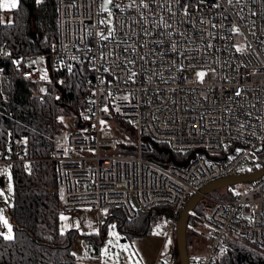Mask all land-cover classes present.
I'll return each instance as SVG.
<instances>
[{
  "label": "built area",
  "instance_id": "obj_1",
  "mask_svg": "<svg viewBox=\"0 0 264 264\" xmlns=\"http://www.w3.org/2000/svg\"><path fill=\"white\" fill-rule=\"evenodd\" d=\"M56 21L51 49L17 68L52 98L62 95L59 67L86 61L92 71L85 126L59 125L51 136L48 160L56 164L62 212L79 210L99 226L114 207L136 218L166 206L169 233L204 184L257 162L264 144V0H56ZM11 56L0 45V59ZM115 118L132 120L133 140ZM145 139L203 152L185 165L163 164L145 155ZM118 146L135 152H115ZM26 148L10 140L0 163L30 168L37 159L27 158ZM204 198L210 210L197 218L204 250L189 264H215L231 235L264 251V175L231 198ZM101 245L98 239L87 247L83 264H102ZM154 264L177 260L160 254Z\"/></svg>",
  "mask_w": 264,
  "mask_h": 264
},
{
  "label": "trees",
  "instance_id": "obj_2",
  "mask_svg": "<svg viewBox=\"0 0 264 264\" xmlns=\"http://www.w3.org/2000/svg\"><path fill=\"white\" fill-rule=\"evenodd\" d=\"M2 12L0 7V45L9 47L12 56L0 59V152L4 151L10 140L18 138L27 145L25 156L37 160L31 162L30 168L24 167L22 162L9 165L14 190L13 201L7 211L13 239L8 240L0 235V264H77L78 258L73 252L77 237L87 236L90 241L88 246H96L99 238L97 234H80L76 228L61 229L56 167L48 158L54 128L66 126V119L72 120L70 129L85 126L82 115L92 93V71L86 61L62 65L56 71L63 78L62 95L52 98L50 93L39 92L34 82L23 77L17 64L21 68L26 67L33 57L49 51L55 43L56 0H18L7 22L1 19ZM58 117L60 121H57ZM120 121L123 127L125 122H130L128 119ZM145 141L150 145L145 155L163 164L185 165L197 153L203 152L200 148L173 151L165 143ZM262 165L264 144L258 150L257 162L237 173ZM242 185L223 188L224 193L215 190L219 197L217 199L231 198ZM196 207L195 213L190 212L187 232L197 223V215L208 213V209L205 212ZM153 210H149L148 214L152 216ZM141 214L139 212L136 218H129L121 208H111L110 214L98 226L102 232L100 242L103 243L110 222H117L118 230L122 233H146L147 225L143 222L151 220V216L147 218V214L142 220ZM171 239L172 247L162 257L174 258L179 264L175 222ZM215 264H264V252L247 239L231 235Z\"/></svg>",
  "mask_w": 264,
  "mask_h": 264
},
{
  "label": "rangeland",
  "instance_id": "obj_3",
  "mask_svg": "<svg viewBox=\"0 0 264 264\" xmlns=\"http://www.w3.org/2000/svg\"><path fill=\"white\" fill-rule=\"evenodd\" d=\"M1 3H10V0H1ZM3 12L1 13V19L5 22L11 19V7H1ZM203 73L202 71L197 72V74ZM201 77L200 75H198ZM63 89V86H61ZM83 120L85 121V110L82 115ZM120 120L115 118V121L120 127H123L120 124ZM132 120H130L131 122ZM63 122V120H62ZM66 122L67 129L69 131H73L76 129H70L72 125V120H64ZM129 123V122H128ZM128 123L125 122V126L123 127L131 135V139L134 138V131L128 126ZM53 133V132H52ZM118 148H122L121 150H117ZM115 152H135L133 147L120 146ZM109 152H114L113 150ZM29 158V157H27ZM21 162V161H20ZM55 164V163H54ZM24 165V164H23ZM56 167V164H55ZM57 173V170L55 169ZM0 177L3 178V185H0V217H3L8 221V224H4L2 220H0V232L4 233V236L8 235V227L9 225L12 228L11 220L8 215L7 207L13 201V180H12V172L11 168L7 164L0 163ZM219 191V190H217ZM219 192L224 193V189H220ZM209 196L213 198H219L217 192L213 190L208 193ZM205 198L197 204L200 210L206 212L210 210V204L205 202ZM62 212V211H61ZM149 211L144 212L140 211L141 218L148 214ZM169 207L163 206L155 208L151 214H148L147 218L151 216V220L144 221L147 225L146 233L137 235L136 234H127L126 232L122 233L118 230L117 222H110L107 227L106 235L104 237L103 243L100 246L101 253V261L102 264H154L155 260L161 254L163 257L167 254L171 243V233L167 231L168 225V215H169ZM192 213H195L193 210ZM197 215V214H196ZM198 216V215H197ZM103 222V221H102ZM60 227L61 229H71L76 228L81 233L97 234L98 238L101 240L102 232L96 225L93 217H86L81 211L73 210L62 212L60 219ZM12 234V233H11ZM187 236H189V241L192 242V249L189 250V256L200 255L204 248L201 249V242H205L204 236L200 233V229L198 223L192 225L189 228V232H187ZM90 242L87 236L79 235L74 242L73 252L76 257L79 256V250L84 245V250L82 252V257L86 253L88 244ZM86 243V244H85ZM205 244V243H204ZM263 251V250H261ZM264 252V251H263ZM79 261V259H78Z\"/></svg>",
  "mask_w": 264,
  "mask_h": 264
},
{
  "label": "water",
  "instance_id": "obj_4",
  "mask_svg": "<svg viewBox=\"0 0 264 264\" xmlns=\"http://www.w3.org/2000/svg\"><path fill=\"white\" fill-rule=\"evenodd\" d=\"M264 175V165L261 167L242 173H234L210 180L204 184L197 192L188 198L183 208L175 217V241L179 264H189V253L187 249V227L190 212L195 209L197 204L205 195L213 190H220L229 186L251 183ZM0 185H3V178L0 177ZM171 211V209H169Z\"/></svg>",
  "mask_w": 264,
  "mask_h": 264
},
{
  "label": "snow or ice",
  "instance_id": "obj_5",
  "mask_svg": "<svg viewBox=\"0 0 264 264\" xmlns=\"http://www.w3.org/2000/svg\"><path fill=\"white\" fill-rule=\"evenodd\" d=\"M229 2H231V0H229ZM0 7H5V8L11 7V8H15V7H17V0H10V3H0ZM198 75H200L202 77L204 74L203 73H199ZM0 220H2L4 224H8V221L6 219H4L3 217H0ZM11 233H12V228L9 225V227H8V235H6L4 238L5 239H8V240L13 239V236H12ZM0 235H4V233L0 232Z\"/></svg>",
  "mask_w": 264,
  "mask_h": 264
},
{
  "label": "crops",
  "instance_id": "obj_6",
  "mask_svg": "<svg viewBox=\"0 0 264 264\" xmlns=\"http://www.w3.org/2000/svg\"><path fill=\"white\" fill-rule=\"evenodd\" d=\"M17 2H18V0H17ZM10 12H11V9H10ZM169 216H170V212H169V215H168V218H169ZM204 243L205 242H201V244H200V247H201V249H203L204 248ZM86 244V243H85ZM87 244H88V242H87ZM172 247V242L170 243V246H169V249L168 250H170V248ZM83 250H84V245H82V247L80 248V250H79V256H78V259H79V261L77 262V264H83V259H82V252H83ZM168 252V251H167ZM168 254V253H167ZM166 254V255H167ZM171 257H166L165 259H170Z\"/></svg>",
  "mask_w": 264,
  "mask_h": 264
},
{
  "label": "flooded vegetation",
  "instance_id": "obj_7",
  "mask_svg": "<svg viewBox=\"0 0 264 264\" xmlns=\"http://www.w3.org/2000/svg\"><path fill=\"white\" fill-rule=\"evenodd\" d=\"M188 237L189 236H187V249H188V252H189V250L191 251V249H192V242L189 241Z\"/></svg>",
  "mask_w": 264,
  "mask_h": 264
}]
</instances>
